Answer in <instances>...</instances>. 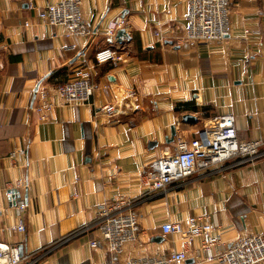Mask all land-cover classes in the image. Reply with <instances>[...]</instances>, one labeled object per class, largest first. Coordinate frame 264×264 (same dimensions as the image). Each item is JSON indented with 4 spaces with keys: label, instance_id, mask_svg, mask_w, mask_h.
Returning a JSON list of instances; mask_svg holds the SVG:
<instances>
[{
    "label": "crops",
    "instance_id": "1",
    "mask_svg": "<svg viewBox=\"0 0 264 264\" xmlns=\"http://www.w3.org/2000/svg\"><path fill=\"white\" fill-rule=\"evenodd\" d=\"M79 1L91 29L88 39L66 38L62 28L41 24L29 0H0V242L21 248L30 258L23 264H107L97 233L79 231L120 197L139 215L143 253L191 255L198 240L188 245L180 235L164 239L160 230L167 221L186 228L189 217L215 219L223 246L262 233L264 156L196 171L164 194L147 193L139 177L163 152L195 139L205 123L221 115L234 117L240 141L264 143V0H231L229 36L195 46L179 41L187 0ZM117 17L125 20L122 29L130 41L107 36ZM105 48L121 53L122 61L96 65V52ZM86 65L95 87L90 102L64 105L54 89ZM43 99L54 105L46 121L35 112ZM106 105L119 114L98 112ZM184 115L197 122L182 123ZM172 126L176 136L166 143ZM17 149H26L27 158L15 166L8 155ZM17 181L27 188L7 197ZM18 199L27 203L25 232L10 233ZM158 236L162 242L151 241ZM94 240L98 245L91 248ZM135 255L130 249L113 263ZM186 264L222 263L205 262L201 255Z\"/></svg>",
    "mask_w": 264,
    "mask_h": 264
},
{
    "label": "built area",
    "instance_id": "2",
    "mask_svg": "<svg viewBox=\"0 0 264 264\" xmlns=\"http://www.w3.org/2000/svg\"><path fill=\"white\" fill-rule=\"evenodd\" d=\"M29 7L34 11L41 24L60 27L66 38H90L91 29L83 18L79 0H66L44 8ZM231 0H187L185 15L186 27L180 42L195 46L199 43L222 42L231 32L229 5ZM28 26V23L24 24ZM125 27V20L117 17L107 26V36L115 38L118 30ZM158 36V34H155ZM75 48V46H71ZM95 64H109L122 61V54L112 48L96 52ZM91 66H81L75 70L67 82L57 86L54 91L64 105L88 104L94 94ZM54 105L47 99L35 108L38 120L46 121ZM100 113L109 117L118 115L114 105H106L99 109ZM264 156V143L240 141L237 137L235 119L232 115H221L204 124L195 139L189 142L179 141L176 148L165 151L160 158L150 163L139 177V184L147 193H161L177 186L191 177L196 171L206 172L221 165L236 167L254 162ZM27 158L26 149H17L9 153V161L22 165ZM26 182L17 181L14 187L7 188L6 196L11 198L13 189L27 188ZM16 224L9 229L10 233L25 232V213L27 203L18 199L13 207ZM186 228L180 223L167 221L161 225V235L165 239L170 235H180L188 245L199 241L198 248L191 250L171 251L167 254H147L144 244L139 238V215L132 208V203L118 198L108 207L101 208L94 220L87 223L79 234L94 231L98 240L107 250L109 261L124 256L133 249L135 256L126 259L123 264H186L187 260H198L201 255L205 262L218 260L222 264H262L264 263V231L239 237L226 246L220 241L215 231L218 225L213 220L189 217L185 220ZM97 240L89 243L91 248L98 245ZM215 249L217 252L215 253ZM30 258L20 255L15 244L0 242V264H23Z\"/></svg>",
    "mask_w": 264,
    "mask_h": 264
},
{
    "label": "water",
    "instance_id": "3",
    "mask_svg": "<svg viewBox=\"0 0 264 264\" xmlns=\"http://www.w3.org/2000/svg\"><path fill=\"white\" fill-rule=\"evenodd\" d=\"M122 38H125L127 41H130V37L125 33V30L124 29H120L117 31L116 35H115V40L117 43L121 42ZM38 86H39V83L36 85L33 93V98L35 97V94L38 90ZM182 123L184 124H195L197 122V119L195 117H192L191 115H184L181 119ZM171 132H170V138L166 140V143H171L174 141V138L176 136V132H175V127L172 126L171 127ZM154 145L156 146L157 145V142H152V143H149V145ZM152 242H157V243H160L163 241V239L161 237H154L152 240ZM20 251V255L22 254V251H21V248L19 249Z\"/></svg>",
    "mask_w": 264,
    "mask_h": 264
},
{
    "label": "trees",
    "instance_id": "4",
    "mask_svg": "<svg viewBox=\"0 0 264 264\" xmlns=\"http://www.w3.org/2000/svg\"><path fill=\"white\" fill-rule=\"evenodd\" d=\"M57 73H60V71H57ZM53 76H54V74L51 75V77H53ZM56 77H57V76H56ZM177 111H178V110H177Z\"/></svg>",
    "mask_w": 264,
    "mask_h": 264
},
{
    "label": "rangeland",
    "instance_id": "5",
    "mask_svg": "<svg viewBox=\"0 0 264 264\" xmlns=\"http://www.w3.org/2000/svg\"><path fill=\"white\" fill-rule=\"evenodd\" d=\"M148 245V243L146 244V246Z\"/></svg>",
    "mask_w": 264,
    "mask_h": 264
}]
</instances>
